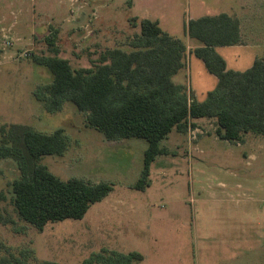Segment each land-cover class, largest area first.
<instances>
[{"label": "rangeland", "instance_id": "obj_1", "mask_svg": "<svg viewBox=\"0 0 264 264\" xmlns=\"http://www.w3.org/2000/svg\"><path fill=\"white\" fill-rule=\"evenodd\" d=\"M60 1L57 9L68 21L45 24L41 34L15 33L17 12L0 19V124H27L44 133L62 129L66 150L43 155L40 163L62 179L104 181L112 191L82 218L49 222L39 230L14 211L10 183L18 171L10 158L0 160L5 197L0 209L14 221L0 224V264H81L102 249L140 252L143 259L132 264H264L263 136L247 133L243 142H230L219 139L212 119L193 120L195 127L173 129L160 141L166 152L151 163L149 186L137 189L144 139L109 140L87 126L85 113L71 103L49 112L33 95L52 79L50 70L33 60V55H54L45 41L52 31L59 57L74 69L91 67L107 49L129 50L145 17L159 20L163 30L184 42L189 19L219 12H255L252 28L264 32V0ZM263 32L253 48L221 47L218 53L230 67L243 68L242 56H264ZM4 40L12 44L4 46ZM212 77L198 59L172 81L186 84L201 101L215 87Z\"/></svg>", "mask_w": 264, "mask_h": 264}, {"label": "trees", "instance_id": "obj_2", "mask_svg": "<svg viewBox=\"0 0 264 264\" xmlns=\"http://www.w3.org/2000/svg\"><path fill=\"white\" fill-rule=\"evenodd\" d=\"M255 19V12L240 17L219 12L185 23V35L197 43L191 52L217 78L203 101L172 81L184 67L186 43L149 18L139 20V32L131 37L129 50L107 49L91 67L74 69L59 57L52 31L45 41L54 55H33L37 64L50 70L52 79L33 95L49 112L71 103L85 113L87 126L109 140L144 139L143 166L133 185L144 189L150 184L151 163L166 152L160 141L173 129L184 132L195 127L193 120L212 119L219 139L230 142H243L247 133L264 137V58H255L244 70H233L215 50L216 46L256 44L263 31L252 28ZM67 146L60 128L44 133L27 124H0V160L10 158L18 171L10 183V203L19 218L39 230L49 222L82 218L91 204L112 191L108 182L62 179L40 163L41 156L60 154ZM4 199L0 191V200ZM6 223L14 221L0 209V224ZM142 259L138 251L102 249L81 264H132Z\"/></svg>", "mask_w": 264, "mask_h": 264}, {"label": "crops", "instance_id": "obj_3", "mask_svg": "<svg viewBox=\"0 0 264 264\" xmlns=\"http://www.w3.org/2000/svg\"><path fill=\"white\" fill-rule=\"evenodd\" d=\"M68 1L73 2V1H77V0H68ZM0 2H1V4H0V19H3L2 21H4L5 19H8V17H9L8 11L17 12L18 16H19V14H21V16H19L17 24L13 25L14 26V32L17 34H18L19 30L20 31L21 30H27L31 34H41V33H44L45 24H50V23H54V22H58V21H62V22L68 21L66 19L65 20L61 19V14L57 9L56 5L61 3L60 0L58 1V4L55 3V1L52 3L49 0H42L41 2H39L37 4L36 3L29 4L26 0H0ZM232 15H236L239 17L242 16V15H237L234 13H232ZM76 18H78V15L77 16L75 15V17L71 18V20L73 21ZM145 18H148V17H145ZM149 19H151V18H149ZM151 20H157V19H151ZM157 21L159 22V20H157ZM185 43L187 45V48H186V52H185V56H184V67H186L187 63L190 67L192 65H194L195 62H196V64H198V59L204 65L203 61L200 58L196 57L191 52V49L194 46H196L197 43L195 41L189 39V38H188V41ZM254 45L255 44L248 43V44H236V45H230V46H216L215 50L218 53V49L221 47H232V48H241V47L251 48L252 47L253 48ZM220 56H222V55L220 54ZM242 57L244 60L243 64L245 65V66H243V68H241V67H230L228 65V63L226 62V59H224V57L222 56V58L225 60L226 67L228 69H233V70H244V69L251 66V64L253 63L255 58H257V57L264 58V56H260V55L259 56H253V58H250V59H249V57H244V56H242ZM211 75L213 76L212 78L214 79V82L216 85L217 78L215 75H213V74H211ZM179 84H181V83H179ZM181 85H184V84H181ZM185 87H186V84H185ZM187 90L190 93H192V95L195 97V91H193L191 89H187ZM207 92L205 93V97H206ZM195 99H196V97H195ZM203 100H201V101H203ZM197 101H199V100H197Z\"/></svg>", "mask_w": 264, "mask_h": 264}, {"label": "built area", "instance_id": "obj_4", "mask_svg": "<svg viewBox=\"0 0 264 264\" xmlns=\"http://www.w3.org/2000/svg\"><path fill=\"white\" fill-rule=\"evenodd\" d=\"M2 44L4 46H10L12 43L9 40H4V41H2Z\"/></svg>", "mask_w": 264, "mask_h": 264}]
</instances>
